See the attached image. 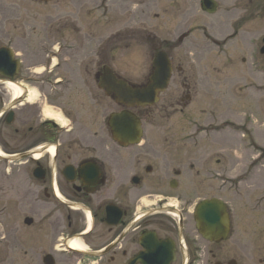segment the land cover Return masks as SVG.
<instances>
[{
	"label": "flooded vegetation",
	"instance_id": "flooded-vegetation-1",
	"mask_svg": "<svg viewBox=\"0 0 264 264\" xmlns=\"http://www.w3.org/2000/svg\"><path fill=\"white\" fill-rule=\"evenodd\" d=\"M210 2L197 9L213 17L215 36L204 26L196 48L189 31L155 52L166 54L171 78L153 115L191 104L188 55L224 56L214 74H256L264 85V0ZM76 4L0 0V162L22 180L0 205V264H13L18 248L23 264H264V182L250 176L238 187L199 135L145 133L141 108L103 85L109 74L145 85L153 66L145 82L121 76L104 58L107 44L78 35ZM176 75L184 91L168 94ZM124 111L142 134H114L110 118Z\"/></svg>",
	"mask_w": 264,
	"mask_h": 264
},
{
	"label": "rangeland",
	"instance_id": "rangeland-1",
	"mask_svg": "<svg viewBox=\"0 0 264 264\" xmlns=\"http://www.w3.org/2000/svg\"><path fill=\"white\" fill-rule=\"evenodd\" d=\"M76 2L78 30L81 31L77 32L78 35L84 37L86 30L93 46L107 44L104 58L110 61L109 64L116 71L125 72L121 76L134 83L146 81L149 74L145 73L152 67L155 52L165 48L166 40L169 43L179 41L182 33L192 31L191 37L187 39L191 50L200 41H205L202 34L204 26L208 27L210 38L218 33L216 29L209 27L213 17L197 9L200 0ZM53 4L42 5L43 12L47 13L49 6ZM34 5L27 1L24 6ZM188 9L192 13L187 15ZM93 57L95 58V54ZM197 57L199 55H188L186 59L187 69L190 70L191 67V71L196 73L187 79L193 96L191 104L182 113L178 110L161 115L158 111L153 115L149 107L137 110L144 119V128L147 126L145 133L199 135L205 150L215 152V159L221 160V168L225 162L228 163L226 168L232 169L230 174L236 176L238 187L243 186L239 184L242 179L250 176L252 181L264 182V85L261 77L256 74H225L230 76V80L226 82L225 75L214 74L213 69V63H225L224 56L218 61L213 60L212 56L204 59ZM200 63L204 65L203 69L212 73L205 84L198 78ZM235 70L232 68L229 72L234 73ZM216 76H220V83H215L219 80ZM182 80L179 76L175 77L168 94L176 95L184 91ZM151 125L157 127L153 128ZM5 166L6 163L0 162V205L13 199L16 189L22 186L21 174L14 173L11 176L13 178L6 177L3 174ZM10 192L12 198L9 197ZM242 202L237 201L236 204L241 206ZM9 254L13 256V264L26 262L19 248Z\"/></svg>",
	"mask_w": 264,
	"mask_h": 264
},
{
	"label": "water",
	"instance_id": "water-1",
	"mask_svg": "<svg viewBox=\"0 0 264 264\" xmlns=\"http://www.w3.org/2000/svg\"><path fill=\"white\" fill-rule=\"evenodd\" d=\"M207 3L211 4L210 0H207ZM153 68L154 74L150 75L146 85L132 86L123 79H116L114 74H109L106 78L107 83L103 86L107 89V93H113L117 102L126 107L152 106L159 101L160 94L167 89L171 77L170 62L163 51L156 53ZM110 119L116 135L142 134L140 120L129 111L113 114Z\"/></svg>",
	"mask_w": 264,
	"mask_h": 264
}]
</instances>
